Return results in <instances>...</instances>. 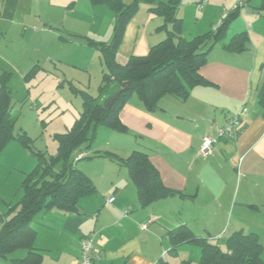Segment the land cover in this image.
Returning a JSON list of instances; mask_svg holds the SVG:
<instances>
[{
  "label": "crops",
  "instance_id": "0c3cea01",
  "mask_svg": "<svg viewBox=\"0 0 264 264\" xmlns=\"http://www.w3.org/2000/svg\"><path fill=\"white\" fill-rule=\"evenodd\" d=\"M53 2L47 5L53 7ZM263 2L250 0L228 27L225 43L247 33L245 50L233 51L221 42L209 53L201 70L208 85L192 89L185 101L166 96L154 111L134 94L120 114L128 132L108 133L105 126L97 130V136L103 129L111 138L91 154L127 158L134 150L144 151L163 184L176 194L142 206L126 167L108 157L83 158L89 162L80 170L96 191L79 200L77 212L52 209L35 219L34 247L41 264H80L85 236L95 240L94 264H202V240L225 248L237 232L257 234L264 259ZM24 3L0 0V36H9V26L52 24L42 10L35 12ZM114 90L113 85L109 92ZM237 115L242 120L238 135L220 140L203 157V138L216 135ZM181 227L197 240L174 246L169 232ZM27 255L18 249L0 264H21Z\"/></svg>",
  "mask_w": 264,
  "mask_h": 264
},
{
  "label": "trees",
  "instance_id": "16d2710c",
  "mask_svg": "<svg viewBox=\"0 0 264 264\" xmlns=\"http://www.w3.org/2000/svg\"><path fill=\"white\" fill-rule=\"evenodd\" d=\"M91 2L107 4L113 10L116 19L114 38L110 44H96L104 65L99 96L80 91L83 94V111L72 128L55 134L58 142L57 155L32 150L30 138L22 132L15 133L10 74L5 72L0 76V152L16 139L29 148L36 159V167L23 180L19 202L10 206L7 214L0 218V259H6L8 254L18 249H25L28 255L21 260V264H41L42 255L35 253L34 247L37 236V231L33 228L35 219L42 212L52 209L66 213L77 212L79 200L96 191L91 178L77 167L78 161L75 159L81 153L86 154L83 158L108 157L126 167L138 189L142 206L176 194L163 184L159 171L144 151L134 150L127 158L111 152H87L99 126L116 132H128L120 114L132 95L139 96L145 107L154 111L166 96L185 101L192 89L208 85L201 70L207 64L213 47L221 42L225 43L228 27L241 11H229L212 30L188 39L182 34L180 0H134L130 5H125L123 0ZM140 4L149 5L150 11L164 19L161 28L167 30V37L152 46L148 54L132 55L125 63H121L117 60L118 47L127 22L137 13ZM262 9L264 10V2ZM246 40L247 33H239L229 43H225V47L243 51L246 49ZM124 82H128L127 87L112 108L107 109L109 98ZM113 85L116 90L109 92ZM262 99L264 102V94ZM169 234L174 246L197 240L188 229L182 227ZM201 244L202 264H264L263 245L259 236L254 233H234L225 248L213 241L202 240Z\"/></svg>",
  "mask_w": 264,
  "mask_h": 264
},
{
  "label": "rangeland",
  "instance_id": "374dc122",
  "mask_svg": "<svg viewBox=\"0 0 264 264\" xmlns=\"http://www.w3.org/2000/svg\"><path fill=\"white\" fill-rule=\"evenodd\" d=\"M48 1L55 5H47ZM123 2L130 5L134 0ZM198 2L201 0H180L182 34L188 39L212 30L237 3L207 0L205 10L200 11ZM24 4L35 12L42 10L52 24L9 26V36H0V76L4 71L11 73L15 133L29 137L32 150L57 155L55 134L72 128L83 111L80 91L99 96L104 65L96 44L113 41L115 14L107 4H93L91 0H25ZM163 24L164 19L150 11L149 5L140 4L127 22L117 60L125 63L132 55L148 54L152 46L167 37ZM99 130L89 147L90 154L111 138ZM86 162L88 159L77 162L78 169ZM35 167L31 150L16 139L0 152V218L19 202L23 180Z\"/></svg>",
  "mask_w": 264,
  "mask_h": 264
},
{
  "label": "built area",
  "instance_id": "2783aa9c",
  "mask_svg": "<svg viewBox=\"0 0 264 264\" xmlns=\"http://www.w3.org/2000/svg\"><path fill=\"white\" fill-rule=\"evenodd\" d=\"M236 5L231 9H242L247 6L250 0H236ZM207 0H202L200 9H203ZM230 10V11H231ZM34 26V30H36ZM241 115H237L228 120L226 126L218 130L216 135L208 134L203 138V142L200 148V154L203 157H207L212 154L214 146L222 139L235 138L240 132ZM86 154L81 153L75 159L76 161L81 160ZM115 197L109 199V203H113ZM95 248V240L92 236H85L81 241V256L80 264H94L93 250Z\"/></svg>",
  "mask_w": 264,
  "mask_h": 264
},
{
  "label": "water",
  "instance_id": "95a60500",
  "mask_svg": "<svg viewBox=\"0 0 264 264\" xmlns=\"http://www.w3.org/2000/svg\"><path fill=\"white\" fill-rule=\"evenodd\" d=\"M128 82H124L122 86L117 89L109 98L108 102L106 103V108L111 109L115 101L118 99V97L122 94L123 90L127 87Z\"/></svg>",
  "mask_w": 264,
  "mask_h": 264
}]
</instances>
